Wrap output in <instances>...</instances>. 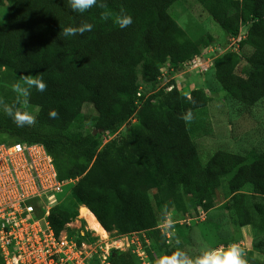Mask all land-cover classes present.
<instances>
[{
	"label": "trees",
	"instance_id": "obj_1",
	"mask_svg": "<svg viewBox=\"0 0 264 264\" xmlns=\"http://www.w3.org/2000/svg\"><path fill=\"white\" fill-rule=\"evenodd\" d=\"M196 1L229 38L240 37L246 28L240 40L243 55L232 51L218 57L211 71L231 100L254 107L264 100V0ZM103 2L105 7L79 14L67 0H16L0 26V72L9 71L21 82L42 77L47 84L44 93L32 89L29 96V104L41 109V120L20 128L0 114V135L45 146L60 179L77 180L70 205L62 202L51 212L54 230L59 233L75 220L82 204L108 233L155 235L171 208L186 215L212 210L228 178L239 225L250 224L244 190L251 187L264 231V151L251 157L219 151L204 165L195 143L203 127L181 117L202 112L212 98L204 88L183 95L175 82L158 89L165 64L178 71L195 60L205 62L214 37L192 39L170 13L177 0ZM121 9L133 17L126 29L115 23ZM105 13L111 14L108 21L101 18ZM82 23L93 24V30L59 36L64 27ZM243 59L251 68L247 77L238 74ZM147 86L157 91L147 97ZM86 106L97 115V135L73 131L83 123ZM51 110L58 118L49 117ZM133 119L137 124L126 137L99 149L102 134L115 133ZM161 246L164 256L177 251L166 241ZM112 254V264L138 263V258ZM148 255L154 262L152 252Z\"/></svg>",
	"mask_w": 264,
	"mask_h": 264
},
{
	"label": "rangeland",
	"instance_id": "obj_2",
	"mask_svg": "<svg viewBox=\"0 0 264 264\" xmlns=\"http://www.w3.org/2000/svg\"><path fill=\"white\" fill-rule=\"evenodd\" d=\"M15 1L0 0V26L7 23L9 7ZM170 13L192 39L197 40L207 35L213 36L215 43L210 46L211 50L207 49V52L211 53L213 49H216L218 51L217 58L232 51L243 55L240 50V40L244 39L245 27L242 28L240 37L229 38L196 0H177ZM199 69L203 71L202 74ZM211 70L213 69L210 64L206 66L201 63L198 66L197 64L193 67L184 66L178 71H174L170 63H167L162 69L160 85H158V89H160L169 82H175L183 95H189L194 89L204 88L207 95L212 98L209 106L202 112L192 115L191 119L193 123H196V126L203 127L195 138L202 163L207 164L209 159L219 151L243 156L250 155V157L252 153H262L264 151V100L250 109L244 108L231 100L227 93L219 88L214 78V71ZM250 73L251 68L243 59L238 74L247 77ZM18 82L23 83L12 78L9 71L1 70L0 114H5V106L17 103V94L13 91V85ZM145 91L148 97L157 90L147 86ZM27 99L29 102V97ZM19 107L23 108L24 106L20 103ZM28 111L36 116V121L41 120L39 119L41 114L39 107L28 103ZM84 116L83 123L75 125L73 131L84 133L92 131L97 135L98 133L94 129V119L97 115L91 106L85 107ZM135 124H137V120L133 119L115 133L102 134L99 139V149L101 150L104 145L113 140H121L126 137ZM3 141L9 142L11 139L0 135V143H5ZM72 181L75 185L77 180ZM244 193L247 196L246 202L250 213L248 218L250 224L247 226L239 225V219L233 208L232 196L229 193L227 178L217 190L215 207L209 212L199 209L197 214L194 212L186 215L171 208L166 214V217L170 218L171 224H168L165 218L162 219L155 235L149 231L131 235L112 232L111 235L109 234V241L103 240L98 235L99 245L102 247L110 245L115 256H129L135 259L138 246L134 244L137 242L143 251L152 252L153 260L157 264L164 257L161 245L165 241L167 245L177 251H183L192 258L198 256L202 250L222 249L235 243L243 249L246 264H251L254 261L264 262V231L254 210V205L258 203L259 198L251 187H247ZM151 195L154 197L155 194ZM58 200L60 203L64 202L65 206L70 205L69 203L72 202L71 186L66 187L64 193L58 195Z\"/></svg>",
	"mask_w": 264,
	"mask_h": 264
},
{
	"label": "built area",
	"instance_id": "obj_3",
	"mask_svg": "<svg viewBox=\"0 0 264 264\" xmlns=\"http://www.w3.org/2000/svg\"><path fill=\"white\" fill-rule=\"evenodd\" d=\"M217 54L213 49L205 62L198 59L188 67L202 63L213 68ZM171 90L172 87L168 88ZM3 142L0 143L1 264H112L113 248L99 245L97 232L90 229L86 220L84 226L80 216L59 233L51 225V212L61 204L58 195L74 182L60 179L46 147L16 140ZM134 245L138 246L137 264H156L139 243Z\"/></svg>",
	"mask_w": 264,
	"mask_h": 264
},
{
	"label": "clouds",
	"instance_id": "obj_4",
	"mask_svg": "<svg viewBox=\"0 0 264 264\" xmlns=\"http://www.w3.org/2000/svg\"><path fill=\"white\" fill-rule=\"evenodd\" d=\"M67 4L73 12L84 14L94 6L105 7L103 0H67ZM103 20L111 19V14L105 13ZM133 17L124 9H121L117 14L115 23L120 29H126L133 24ZM94 25L91 23H82L79 26H67L61 29L59 36L65 39L70 37L82 36L86 32H91ZM35 89L39 93H44L47 90V84L42 77L39 78H24L23 83L13 85V91L17 94V103L11 106L4 107V113L15 123L17 127L32 126L36 123V116L28 111V97L31 90ZM22 103L23 108L18 107ZM49 117L52 119L58 118V112L51 110ZM185 122L192 119V113L189 111L181 117ZM168 224L171 220L165 217ZM159 264H246L244 260L243 249L235 243L229 244L222 249H205L201 253L192 258L186 255L183 251H176L170 256H164L160 259Z\"/></svg>",
	"mask_w": 264,
	"mask_h": 264
},
{
	"label": "bare ground",
	"instance_id": "obj_5",
	"mask_svg": "<svg viewBox=\"0 0 264 264\" xmlns=\"http://www.w3.org/2000/svg\"><path fill=\"white\" fill-rule=\"evenodd\" d=\"M76 209L79 212L80 219L86 220L91 230L97 232V234L101 236L103 240H110L109 233L106 232V230L102 227L96 216L86 206L81 204Z\"/></svg>",
	"mask_w": 264,
	"mask_h": 264
}]
</instances>
